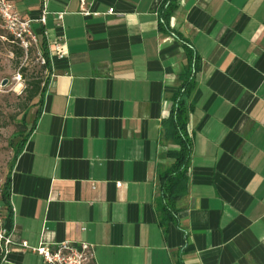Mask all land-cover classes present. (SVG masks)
<instances>
[{"label":"crops","instance_id":"obj_1","mask_svg":"<svg viewBox=\"0 0 264 264\" xmlns=\"http://www.w3.org/2000/svg\"><path fill=\"white\" fill-rule=\"evenodd\" d=\"M85 2L99 15L48 2L67 55L7 169L8 205L0 181L15 244L0 264H41L20 248L41 241L87 243L92 264H264V0ZM12 3L40 15L41 0Z\"/></svg>","mask_w":264,"mask_h":264},{"label":"built area","instance_id":"obj_2","mask_svg":"<svg viewBox=\"0 0 264 264\" xmlns=\"http://www.w3.org/2000/svg\"><path fill=\"white\" fill-rule=\"evenodd\" d=\"M49 0H41L40 15L37 19L23 18L14 10L12 0H0V29L6 32L10 41L22 50L23 55L33 56L35 64L45 68V77L52 76V66L55 60H62L67 55L65 42L62 39L48 40L47 30L44 28L47 22ZM78 12L83 17H96L98 12L86 7L85 0H79ZM108 14L113 9H108ZM56 26L61 25L62 12L52 13ZM40 26V30H34L33 25ZM120 183H116L119 187ZM7 217L4 218L3 207L0 204V262L6 263L8 255L14 249L12 240L13 228L8 225ZM83 230V229H82ZM21 249H28L41 259V264H92L93 248L91 245L81 242L61 241L48 243L41 241L37 246L30 247L25 242Z\"/></svg>","mask_w":264,"mask_h":264},{"label":"rangeland","instance_id":"obj_3","mask_svg":"<svg viewBox=\"0 0 264 264\" xmlns=\"http://www.w3.org/2000/svg\"><path fill=\"white\" fill-rule=\"evenodd\" d=\"M16 48L6 32L0 29V181L4 180L14 143L18 140L14 133L19 129L20 119L29 106L25 102L24 80L41 78L43 81L45 78V73L35 64L33 56L16 57ZM22 72L25 79L20 77ZM30 108L25 114L26 127L23 134L31 126L36 106Z\"/></svg>","mask_w":264,"mask_h":264},{"label":"trees","instance_id":"obj_4","mask_svg":"<svg viewBox=\"0 0 264 264\" xmlns=\"http://www.w3.org/2000/svg\"><path fill=\"white\" fill-rule=\"evenodd\" d=\"M15 56L20 57L23 56V52L18 47L15 49ZM38 68L41 70V72L45 71L44 67L38 66ZM20 77H23L25 79L24 73H20ZM25 82V102L27 105L25 113L22 115L20 119V127L19 129L14 133V137L18 138V140L14 143L13 149H12V157L10 159L9 167L12 165L14 159L18 156V154L21 152L22 147L28 137L30 136L36 120L41 112L42 104H43V98L46 90L47 85V79L46 77L42 81L41 78H34L30 81ZM192 87V81L187 80L184 83L183 90L185 93H188ZM36 100V102H34ZM36 106L34 111L33 120L31 123L30 128L26 131L25 134L23 132L25 131L26 123H25V114L26 112L30 111V107ZM172 122L174 124L175 130V140L177 141V144L179 145V151L176 153V165L175 168L177 170H180L181 172L185 170L186 163L188 161L189 151H190V143L186 136V120H187V108L184 105L183 100L178 99L175 103V109L173 111L172 116ZM8 167V168H9ZM8 191H9V177L8 174L5 175L3 183H2V201L5 205H8Z\"/></svg>","mask_w":264,"mask_h":264}]
</instances>
